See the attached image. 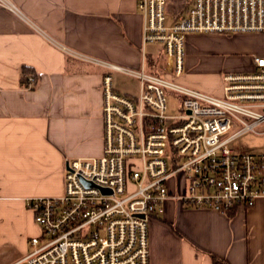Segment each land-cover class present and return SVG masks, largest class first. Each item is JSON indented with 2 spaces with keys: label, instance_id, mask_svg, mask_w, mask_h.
Listing matches in <instances>:
<instances>
[{
  "label": "crops",
  "instance_id": "crops-1",
  "mask_svg": "<svg viewBox=\"0 0 264 264\" xmlns=\"http://www.w3.org/2000/svg\"><path fill=\"white\" fill-rule=\"evenodd\" d=\"M10 1L28 21L0 6V264L39 235L27 198L62 195L65 161L102 154L103 76H129L111 65L139 69L142 47L139 0ZM186 6L169 0L168 17ZM255 57L264 32H190L177 79L221 95L223 75L254 70ZM252 133L257 141L239 147L264 153V133ZM186 185L171 179L163 211L148 218L150 264H264V197L219 211L184 203Z\"/></svg>",
  "mask_w": 264,
  "mask_h": 264
},
{
  "label": "built area",
  "instance_id": "built-area-1",
  "mask_svg": "<svg viewBox=\"0 0 264 264\" xmlns=\"http://www.w3.org/2000/svg\"><path fill=\"white\" fill-rule=\"evenodd\" d=\"M168 1H138L141 67L109 66L139 79L138 95L119 94L104 74L103 152L65 161L62 195L27 198L39 235L13 264H150L148 218L163 211L171 179L186 181L179 198L195 207L227 211L264 197V153L230 146L264 133V57L250 72L225 73L221 95L172 79L187 33L264 32V0H187L167 23ZM0 6L28 21L10 0ZM149 45L158 46L153 64ZM172 94L177 114L167 112Z\"/></svg>",
  "mask_w": 264,
  "mask_h": 264
},
{
  "label": "rangeland",
  "instance_id": "rangeland-1",
  "mask_svg": "<svg viewBox=\"0 0 264 264\" xmlns=\"http://www.w3.org/2000/svg\"><path fill=\"white\" fill-rule=\"evenodd\" d=\"M171 21V18H168V22ZM153 46H149L148 52ZM174 81L180 82L177 78H172ZM114 89L121 95L124 96H133L136 97L138 95L139 90V79L132 77V76H126L121 74H114ZM183 84V83H182ZM168 104H169V110L167 111L170 114H177V103L176 98L172 95L168 96ZM257 141V138L255 137L254 133L248 132L244 135H241L238 139H235L231 142L230 146L237 149L239 146L247 147L249 144H253ZM41 243V242H40ZM34 247L30 246V250H32Z\"/></svg>",
  "mask_w": 264,
  "mask_h": 264
},
{
  "label": "trees",
  "instance_id": "trees-1",
  "mask_svg": "<svg viewBox=\"0 0 264 264\" xmlns=\"http://www.w3.org/2000/svg\"><path fill=\"white\" fill-rule=\"evenodd\" d=\"M159 53L158 52H155V54L154 55H158ZM154 55H149V57H150V61L152 62V61H154L153 60V58H155L154 57ZM152 58V59H151ZM154 62H152L151 64H153ZM150 69H154V68H150ZM22 77H21V82L23 83V85H26L27 83H28V74H26V71L25 70H23L22 71V75H21ZM28 85V84H27ZM26 85V86H27ZM213 264H223L219 259H217L216 257H213Z\"/></svg>",
  "mask_w": 264,
  "mask_h": 264
}]
</instances>
